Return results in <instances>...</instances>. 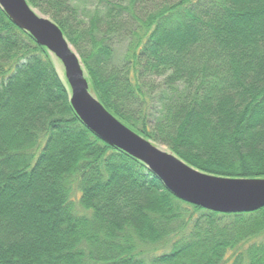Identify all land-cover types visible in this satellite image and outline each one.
Returning a JSON list of instances; mask_svg holds the SVG:
<instances>
[{"label": "trees", "instance_id": "1", "mask_svg": "<svg viewBox=\"0 0 264 264\" xmlns=\"http://www.w3.org/2000/svg\"><path fill=\"white\" fill-rule=\"evenodd\" d=\"M26 2L125 126L200 171L264 178V0H94L86 17ZM0 264H264V206L175 197L82 123L52 56L0 8Z\"/></svg>", "mask_w": 264, "mask_h": 264}, {"label": "water", "instance_id": "2", "mask_svg": "<svg viewBox=\"0 0 264 264\" xmlns=\"http://www.w3.org/2000/svg\"><path fill=\"white\" fill-rule=\"evenodd\" d=\"M19 29L46 48L63 69L69 102L99 139L142 162L175 197L220 213L251 212L264 206V178H229L200 171L116 119L89 89L83 64L61 29L26 0H0Z\"/></svg>", "mask_w": 264, "mask_h": 264}, {"label": "rangeland", "instance_id": "3", "mask_svg": "<svg viewBox=\"0 0 264 264\" xmlns=\"http://www.w3.org/2000/svg\"><path fill=\"white\" fill-rule=\"evenodd\" d=\"M71 2L74 3L75 5H77V7H78L77 13L80 17H82V16L86 17L89 13H91V10L94 8V3H95L94 0H71ZM36 12L43 15L42 13L38 12L37 10H36ZM118 41L121 42L122 40L118 38ZM123 45H124V42L115 43V48H116V51L118 52V54L121 53V51L123 49ZM53 60H54V63H55V66H56V69L58 71L59 76L62 79H64L63 69H62L60 62L55 58H53ZM157 145H159L160 147L166 148L164 145H161V144H157Z\"/></svg>", "mask_w": 264, "mask_h": 264}]
</instances>
